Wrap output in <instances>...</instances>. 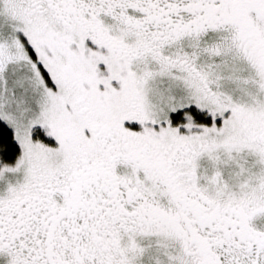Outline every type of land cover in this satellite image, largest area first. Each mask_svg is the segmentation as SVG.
<instances>
[{"label":"snow or ice","instance_id":"snow-or-ice-1","mask_svg":"<svg viewBox=\"0 0 264 264\" xmlns=\"http://www.w3.org/2000/svg\"><path fill=\"white\" fill-rule=\"evenodd\" d=\"M0 264H264V0H0Z\"/></svg>","mask_w":264,"mask_h":264}]
</instances>
